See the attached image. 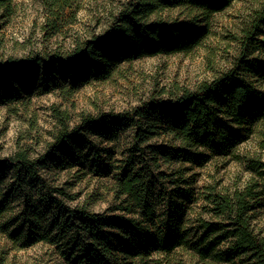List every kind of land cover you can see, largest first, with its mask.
<instances>
[{
    "label": "trees",
    "instance_id": "1",
    "mask_svg": "<svg viewBox=\"0 0 264 264\" xmlns=\"http://www.w3.org/2000/svg\"><path fill=\"white\" fill-rule=\"evenodd\" d=\"M39 1L51 31L62 13L76 3ZM231 1L126 0L102 34L77 41L70 50L0 59V104L23 98L34 85L42 92L63 89L73 93L89 80L107 76L120 63L189 53L208 36L211 18ZM14 7L12 0H0V19L11 15ZM173 10L182 19L162 17ZM241 33L246 50L264 36V0H256ZM245 58H235L212 80L183 90L175 98L151 100L98 119L87 116L71 131L60 118L61 130L43 158L31 159L18 152L0 159V173L11 172L13 179L11 188L4 190L0 178V220L11 199L19 201L21 217L4 225L3 231L13 226V235L20 236L23 245L37 241L56 245L66 264H148L151 255L161 256L154 263L162 264L184 242L179 216L199 193L193 187V176L188 175L190 167L203 163L208 152L228 154L249 131V122L264 118V89L246 77L258 73L262 65ZM119 128L132 131L120 161L111 165L104 159L108 151L99 149L83 133L115 135ZM77 145L86 152L85 158L92 159L96 171L114 173L113 204L104 212L66 204L62 200L66 192L41 179L39 168L55 154L76 162ZM250 163L258 176H264L259 173L263 164ZM203 194L197 217L200 236L195 244L200 259L216 255V248L223 245L229 258L264 264V235L256 234L249 222L254 203L264 197V182L250 180L242 187L220 191L206 187ZM43 210L49 219L47 232L38 223Z\"/></svg>",
    "mask_w": 264,
    "mask_h": 264
},
{
    "label": "rangeland",
    "instance_id": "2",
    "mask_svg": "<svg viewBox=\"0 0 264 264\" xmlns=\"http://www.w3.org/2000/svg\"><path fill=\"white\" fill-rule=\"evenodd\" d=\"M126 0H76L73 8L66 9L51 31L46 26L47 15L39 0H12L14 11L0 19V59H22L36 52L63 53L73 48L77 41L90 35L102 34ZM256 0H232L222 12L211 18L209 34L203 43L189 53L156 55L120 63L111 68L107 76L91 79L73 93L63 89L42 92L32 86L31 92L17 101L0 104V159L18 152L31 159L43 158L61 130L64 118L68 130L81 126V120L90 116L98 119L109 114L131 111L151 100L175 98L183 90H193L198 84L210 81L242 55L246 60L260 63L261 70L246 75L258 88L264 89V36L258 37L245 49L241 30ZM163 18L182 19L178 10L164 12ZM30 75V73H29ZM17 80V76L13 75ZM18 81V80H17ZM248 132L237 141L228 154L208 152L207 159L192 165L188 175L194 179L193 187L199 191L194 201L185 204L179 216L180 233L184 242L176 246L162 264H251L242 258H229L223 245L216 248V255L200 259L196 253V240L200 236L197 217L202 212L204 189L216 191L242 187L250 180L264 182L250 168V161L263 164L264 172V118L249 122ZM130 128H119L115 135L85 130L83 134L95 141L99 149L108 151L105 160L111 165L121 159L125 151ZM80 153L76 162L65 154H55L39 168L41 179L53 187H60L68 195L62 200L70 206L81 205L93 212H104L113 204L111 184L113 171L95 170L92 159L78 145ZM2 188L9 190L12 173H0ZM20 203L10 200L9 208L0 220V264H66L56 245L37 241L23 245L24 240L13 235V226L3 231V226L20 220ZM17 219V220H16ZM48 214L43 210L40 223L46 232ZM253 231L264 235V197L258 198L249 212ZM14 224V223H13ZM162 260L151 255L148 264ZM152 260V261H151Z\"/></svg>",
    "mask_w": 264,
    "mask_h": 264
}]
</instances>
